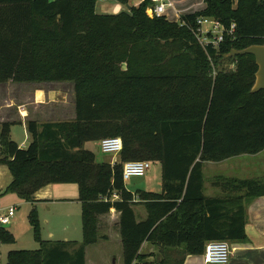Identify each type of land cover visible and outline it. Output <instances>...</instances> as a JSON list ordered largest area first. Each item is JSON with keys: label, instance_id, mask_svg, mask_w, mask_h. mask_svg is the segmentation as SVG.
I'll return each mask as SVG.
<instances>
[{"label": "trees", "instance_id": "trees-1", "mask_svg": "<svg viewBox=\"0 0 264 264\" xmlns=\"http://www.w3.org/2000/svg\"><path fill=\"white\" fill-rule=\"evenodd\" d=\"M97 1L0 0V83L72 82L75 105L72 121H29L25 149L11 139V123L0 125V163L12 175L4 192L32 201L49 184L76 183L83 231L79 244L11 250L6 264H86V247L106 239L99 217L112 208L124 264L141 259L144 242L162 247L158 264H182L171 249L201 255L210 241L247 242V204L264 195V180L228 178L216 182L224 196L208 197L203 166L264 150V90L251 92L255 57L225 59L264 43V0H203L182 15L188 26L150 17V0L116 15L98 14ZM200 16L234 21L235 38L204 51L191 31ZM107 137L122 140L118 161L84 146ZM140 160L160 163V192L126 189L123 164ZM30 221L38 237L34 210Z\"/></svg>", "mask_w": 264, "mask_h": 264}, {"label": "rangeland", "instance_id": "rangeland-1", "mask_svg": "<svg viewBox=\"0 0 264 264\" xmlns=\"http://www.w3.org/2000/svg\"><path fill=\"white\" fill-rule=\"evenodd\" d=\"M111 1L123 5L125 7L124 11L129 10V8L131 9V7H138L141 4L139 3V0H127V3H122L118 0ZM202 2L203 0H173L175 7L180 10H184L194 4L195 7L191 8L189 11L199 10L202 6ZM167 16L177 21L176 15L173 11L168 10ZM226 56L227 55H225V59L233 58V56ZM220 66L225 69H233L235 65L224 62ZM70 102H72V94L68 104H70ZM66 108V111L68 110L69 113L67 117L63 118V121L74 120V118L72 119L71 117L69 106ZM63 111L65 112V109H63ZM26 133V129L21 122L11 124V139L18 143H22L23 141L26 144L30 143L31 137ZM84 146L95 151L98 160L103 159L112 162V157L115 156L112 154H102L99 151V141H89L86 142ZM160 170L161 166L159 162L152 163L150 169L144 176H134L125 181L126 189L132 193H135L138 190L144 191L147 189L146 187L149 185V182H152L153 191L160 192L162 188L161 179L159 177V183L158 177L155 179V171L160 172ZM228 175L264 180V150L257 156L245 155L230 158V160H227L223 165L212 162H207L204 165V176L207 183H224L226 178H228ZM9 177L10 171L7 164L1 163L0 215L5 214L9 207L17 206V208L10 223L5 225L0 224L1 231L3 232L0 237V264L7 263L8 254L11 250H35L40 247L42 242L54 243L57 241H76L77 244L83 242L82 205L78 200L79 188L76 183L59 182L49 184L41 188L49 190L45 197L32 203L31 201L20 199L14 192H4L5 183H8ZM33 210L38 220V237L36 236L34 226L30 221V215ZM134 210L139 213L136 206H134ZM103 217L104 215L99 217V234L104 236V233L107 232L112 238L109 241H105L106 239H100L96 244L86 247L87 264H113L114 260H116V264H120V256H122L123 260V249L121 244L114 237L116 234V228L111 227L106 229L105 227L110 223L113 224L114 219L111 217L104 219ZM9 236L13 239L9 240ZM156 251L158 250L156 249ZM200 256L202 257V254ZM145 257L146 256H142L138 261H144ZM160 257H162V255L159 254L158 251V256H154V259L151 258V260L144 261V264H158ZM178 260L179 258L176 257L173 259L174 262H177ZM122 264L124 263L122 262Z\"/></svg>", "mask_w": 264, "mask_h": 264}, {"label": "crops", "instance_id": "crops-1", "mask_svg": "<svg viewBox=\"0 0 264 264\" xmlns=\"http://www.w3.org/2000/svg\"><path fill=\"white\" fill-rule=\"evenodd\" d=\"M143 1L144 0H139V3H142ZM203 4L204 2H202L201 5L203 6ZM202 6L200 8H202ZM193 7H195L194 4L189 6L188 8H185L184 10H180L177 7H175V9L179 10L182 16L184 14L195 12V10L189 11ZM124 9L125 7L123 5L111 0H99L96 2L95 5V11L98 14L116 15L122 12L129 13L130 8L126 11H124ZM170 11H173V13L175 14L174 10ZM169 20L173 19L169 18ZM71 94L72 102L68 104ZM68 106L71 112V117L73 119L75 118V105L74 89L72 82L16 83L13 81H8L6 83H0V125L4 122H8L11 124L21 122V124H23V126L25 127L27 132L26 134L28 136H30L27 130V124L29 121H35L37 123L63 121V118L67 117L69 113L68 110L66 111V107ZM63 109H65V112L63 111ZM16 143L22 149L27 148V146L29 145V143L26 144L24 141L22 143ZM260 153L261 152L257 154H243L240 156H257ZM112 159V162L118 161L119 155L117 154L113 156ZM227 160H230V158L217 163L223 165L226 163ZM157 177L159 183V177L161 179V170L160 172L155 171V179H157ZM227 177L230 179H252L242 178L235 175H228ZM11 179L12 175L10 173L8 183H5V188L10 183ZM146 188L147 189H145L144 191L155 192L152 189V182H149V185ZM203 191L204 194L208 197H222L225 195L221 191V188L216 185V183H207V181L205 180V176ZM48 192V189L38 190L33 196V200L31 202L35 203L36 201L41 200L45 197ZM136 208L139 211V213H137V211L134 210L137 216V220L141 221L145 219L147 216L145 206L143 204H140V206L137 205ZM246 213L247 223L245 230L248 240L247 242L243 243L229 242L231 248V257L230 261L227 264H264V195L250 200L247 204ZM110 217L114 219V223H110L108 226H104L106 227V229L111 227L116 228V234L114 237L122 246V239L118 228L120 213L114 208H112L108 214L104 215L103 218L108 219ZM104 236H106L105 241H109L112 238L111 235L107 232L104 233ZM156 249L159 251V254L162 255V257H160L159 259L161 260L165 255V252L163 251L162 247L151 242H144L140 249V253L143 256H146L144 261H148L149 259L151 260V258L154 259V256H158V251H156ZM169 252L171 253V256L173 258L176 257L179 259H183L182 264H206L203 258V254L202 257L200 255L184 256L183 248L171 249L169 250ZM85 261L87 264L86 255ZM115 261L116 260L113 261V264H116ZM144 261H135L133 264H144ZM122 262V256H120V264H122Z\"/></svg>", "mask_w": 264, "mask_h": 264}, {"label": "built area", "instance_id": "built-area-1", "mask_svg": "<svg viewBox=\"0 0 264 264\" xmlns=\"http://www.w3.org/2000/svg\"><path fill=\"white\" fill-rule=\"evenodd\" d=\"M168 10H174L180 26H188L187 22L182 19L179 10L175 9L173 0H150L147 6V13L150 17L167 16ZM192 33L198 43L207 52L211 48L218 50L221 43L227 38L234 39L236 24L233 21L229 27H225L218 19L208 16H200L196 19V26L191 28ZM100 150L105 154L117 155L122 150V140L120 137H107L99 142ZM151 163L147 160L127 161L123 164V180L127 181L134 176H144L150 169ZM114 199L119 195L114 194ZM137 200V199H135ZM16 211V206L9 207L5 214L0 215V224L5 225L11 222ZM231 248L227 241H210L206 244L203 258L206 264H227L230 261Z\"/></svg>", "mask_w": 264, "mask_h": 264}, {"label": "water", "instance_id": "water-1", "mask_svg": "<svg viewBox=\"0 0 264 264\" xmlns=\"http://www.w3.org/2000/svg\"><path fill=\"white\" fill-rule=\"evenodd\" d=\"M244 54H252L255 57V62L258 67L255 73V81L251 88V92L255 93L260 90H264V43L253 44L242 50L232 49L226 57H235ZM119 154H121V152Z\"/></svg>", "mask_w": 264, "mask_h": 264}]
</instances>
